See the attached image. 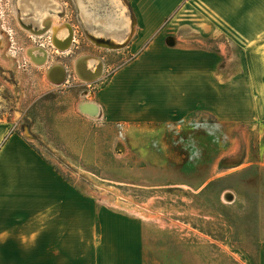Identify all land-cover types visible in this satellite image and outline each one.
Listing matches in <instances>:
<instances>
[{
  "label": "rangeland",
  "instance_id": "obj_1",
  "mask_svg": "<svg viewBox=\"0 0 264 264\" xmlns=\"http://www.w3.org/2000/svg\"><path fill=\"white\" fill-rule=\"evenodd\" d=\"M3 1V112L78 190L152 225L144 264H263L264 117L257 110L264 112V37L199 38V49L219 57L213 101L199 103L180 121L126 129L99 121L101 115L81 114L78 105L96 102L94 92L134 57L126 48L133 28L130 0H44L56 6L57 23L70 28L62 49L50 43L49 31L35 36L20 28L17 0ZM21 1L30 7L41 2ZM257 19L264 34V0H257ZM22 21L36 30L42 26L32 12ZM40 44L53 49L52 63L65 65L64 82L51 83L43 67L28 62L27 48ZM81 55L100 60L97 80L84 82L75 74Z\"/></svg>",
  "mask_w": 264,
  "mask_h": 264
},
{
  "label": "crops",
  "instance_id": "obj_2",
  "mask_svg": "<svg viewBox=\"0 0 264 264\" xmlns=\"http://www.w3.org/2000/svg\"><path fill=\"white\" fill-rule=\"evenodd\" d=\"M129 7L126 48L134 57L94 92L99 121L126 129L180 121L213 101L219 57L199 49V38L264 37L257 0H130ZM43 48L46 62L31 61L46 75L56 63L53 49ZM2 102L0 86V264H144L152 225L78 190L16 130Z\"/></svg>",
  "mask_w": 264,
  "mask_h": 264
},
{
  "label": "bare ground",
  "instance_id": "obj_3",
  "mask_svg": "<svg viewBox=\"0 0 264 264\" xmlns=\"http://www.w3.org/2000/svg\"><path fill=\"white\" fill-rule=\"evenodd\" d=\"M31 3L33 7H30L28 4H24L21 0H17L16 21L19 27L35 36L41 35L42 33L49 31L51 33V40H52L51 43L53 44V46L62 49L63 45H65L71 33L69 32L70 28L66 24L61 26L57 23L58 16L56 13H54V11L56 10V6L48 5L49 2H46L44 0H41V2H31ZM22 5H24V7L22 8V12H21ZM50 10H53V13H51ZM30 12H32L33 19L39 20V23L42 25L41 27H43L42 30H36L32 26L29 25L27 26L23 23L22 21L23 15H28V14L30 15ZM97 34L99 36L102 35L100 32H97ZM113 42H117V41L113 40ZM26 53L32 61L36 62L37 65L42 64L41 62L44 60L43 59L44 54L41 52L39 47L37 46L29 47L27 48ZM94 59L95 57L91 55H81L74 61V68L76 67L75 74L80 80L84 82H90L92 80H90L89 78L96 76V80H97L100 77L101 72L98 71L101 67V63H97V61L100 62L98 58L95 59V61ZM93 62L95 63L92 64ZM55 65L56 66L53 69L50 67L51 69L49 68L47 70L46 76L49 78V80L57 82L58 79L61 78V76L63 75V70H62L63 66L61 65V63H56ZM89 103H93V102L90 101L89 99L88 100L84 99L79 103L78 107L82 111V109H84L86 105H89ZM120 205L125 209H129L132 212L137 213L141 217L144 218L147 217V214H145L139 208L131 207L125 203L124 205L123 204Z\"/></svg>",
  "mask_w": 264,
  "mask_h": 264
},
{
  "label": "water",
  "instance_id": "obj_4",
  "mask_svg": "<svg viewBox=\"0 0 264 264\" xmlns=\"http://www.w3.org/2000/svg\"><path fill=\"white\" fill-rule=\"evenodd\" d=\"M72 30V29H71ZM94 38H96V37H94ZM101 38V37H100ZM108 42L109 43H111V44H115L113 41H111L110 39H108ZM119 45V44H118ZM121 45V44H120ZM71 46V44L70 45H68L66 48H65V50L66 49H68L69 47ZM40 50H41V52L44 54V57H43V61L41 62L42 64L43 63H45L46 62V60H47V51L43 48V47H40ZM56 65L54 64L51 68L53 69L54 67H55ZM76 66V65H75ZM50 68V69H51ZM99 68V67H98ZM75 69H76V67H75ZM63 70V75L61 76V78H59L58 79V81L57 82H54V81H52L53 83H55V84H60V83H62V82H64L65 81V79H66V77H67V73H66V71L64 70V68L62 69ZM98 72H101L100 73V76L102 75V72H103V67L101 66L100 67V69H99V71ZM94 74V73H93ZM49 79V78H48ZM90 80H92L91 82H93V81H95L96 80V76L95 77H92V78H89ZM51 81V80H50ZM82 114H85V115H88V116H99V115H101V108H100V106L96 103V102H93V103H89V105H86L85 106V108L84 109H82V111H81V109L79 110Z\"/></svg>",
  "mask_w": 264,
  "mask_h": 264
},
{
  "label": "built area",
  "instance_id": "obj_5",
  "mask_svg": "<svg viewBox=\"0 0 264 264\" xmlns=\"http://www.w3.org/2000/svg\"><path fill=\"white\" fill-rule=\"evenodd\" d=\"M2 3H4V1H3V0H0V4H2ZM49 39H50V37H49ZM50 43H51V42H50ZM40 46L43 47V44H40ZM28 59H29V58H28ZM29 60H30V59H29ZM28 62L32 64V61H31V60L28 61ZM25 63H26V61H24L23 63L17 61V64H18L19 66H23Z\"/></svg>",
  "mask_w": 264,
  "mask_h": 264
}]
</instances>
